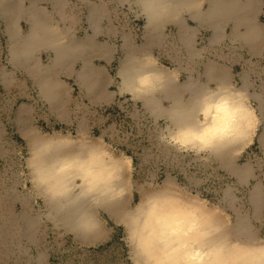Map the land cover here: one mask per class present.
Segmentation results:
<instances>
[{
  "label": "crops",
  "instance_id": "0c3cea01",
  "mask_svg": "<svg viewBox=\"0 0 264 264\" xmlns=\"http://www.w3.org/2000/svg\"><path fill=\"white\" fill-rule=\"evenodd\" d=\"M164 1L166 9L150 20L142 0H4L8 10H0V26L6 64L0 67V84L20 100L13 112L17 136L27 148L24 132L44 136L35 125L37 118L53 131L73 125L83 132L91 118L97 119L108 107L117 113L124 110L131 120L142 116L157 121L175 148L217 165L241 185H251L243 204L228 189L226 205L234 214L236 241L256 246L263 243L264 182L256 176L248 152L255 149L264 156V0H239L251 13L250 20L240 22L224 14L212 20L213 0ZM33 16L50 25L47 32L56 45L67 43L75 49L67 50L59 61L55 43L38 44L28 53L15 51L13 56L9 44L29 34ZM143 64H148L145 70L153 86L124 87L120 67ZM153 65L162 68L156 77ZM43 80L51 82L48 94ZM139 87L143 94H138ZM220 89L238 90L250 110L236 143L216 153L210 147L172 141L170 129L176 126L171 106L203 99L202 91L207 96ZM198 116L202 118L203 111Z\"/></svg>",
  "mask_w": 264,
  "mask_h": 264
},
{
  "label": "rangeland",
  "instance_id": "374dc122",
  "mask_svg": "<svg viewBox=\"0 0 264 264\" xmlns=\"http://www.w3.org/2000/svg\"><path fill=\"white\" fill-rule=\"evenodd\" d=\"M4 45L0 26V67L6 64ZM19 101L13 90L7 91L0 84V264H143L135 258L128 226L110 217L102 205L91 204L100 223V236L92 241L78 238L50 219L44 197L32 185L29 150L17 136L13 122ZM99 114L79 133L73 125L53 131L43 126L40 118L35 125L44 136L98 144L106 159H115L119 164L113 178L118 190L115 198L122 206L121 211L115 209L118 216L139 214L154 196H175L203 212L210 224L218 223L228 242L236 241L234 214L226 205V193L231 189L243 204L251 185H241L217 165L187 149L175 148L157 121L142 116L131 120L124 110L119 115ZM254 167L264 182V166ZM81 181L80 176L73 178L77 185ZM30 220H34L32 227ZM262 236L264 242V228Z\"/></svg>",
  "mask_w": 264,
  "mask_h": 264
},
{
  "label": "bare ground",
  "instance_id": "6f19581e",
  "mask_svg": "<svg viewBox=\"0 0 264 264\" xmlns=\"http://www.w3.org/2000/svg\"><path fill=\"white\" fill-rule=\"evenodd\" d=\"M3 1L0 0V10L4 13L8 8L3 5ZM166 6L167 3L164 0H142V7L151 15L150 20H152V15L155 17L154 14L166 9ZM22 10L19 9L18 12ZM223 14L234 17L238 22L250 20L251 18L249 7L239 0H213L210 8V18L216 21ZM32 19L34 21L29 34L18 43L11 40L9 49L13 56L15 51L22 50L28 53L38 44L52 45L55 43L54 36L47 32L50 25L45 21L35 19L34 16ZM54 47H56L58 54L57 61L67 50L75 49L74 45H68L67 43L64 45H56L55 43ZM146 65L148 64L135 67L121 66L119 73L123 76L122 85L124 87L140 86L139 81L142 78L150 77L149 71L145 70ZM161 71L162 68L154 65L151 69L154 74ZM132 74L136 78H132ZM82 75L85 81L89 82V77L85 73H82ZM154 76L156 77L157 74ZM41 85L46 93L50 92L51 82L49 80H43ZM143 92L142 88L139 87L138 94H143ZM202 92L203 94L200 96L203 99L190 98L186 102H178L171 106L172 121L176 127L174 130L170 129V133L173 137L180 130L189 128L201 130L213 126L214 117L204 115L205 98L213 95L231 94L240 101L243 111L234 122L230 133L212 139L211 143L206 146L199 142L193 144L204 148L210 147L216 153H222L231 143L238 140L242 125L245 124V121L247 122L250 110L247 104L238 96V90L226 93L223 89H220L215 90L211 95L208 93L207 96L206 91ZM199 111H203L202 118L198 116ZM24 135L28 141V165L32 185L37 193L44 197L45 207L50 219L70 230L78 238L86 242L92 241L100 236V223L91 204L93 201L102 205L110 217L116 221H122L128 226L131 232L135 258L144 262L145 255L140 247L138 235L141 225L133 222L144 209L139 214L134 215L125 213L118 216L115 212V209L118 210L122 207L117 205L118 201L115 198L118 190L113 184V178L117 176L115 170L119 166L115 159L112 157L106 159L102 153V148L91 142L79 143L53 136H30L29 132H24ZM65 165L71 166L65 167ZM109 173L112 174V179L108 178ZM75 176H80L82 180L81 183H78L80 185L73 182ZM119 210L121 211V209ZM202 213L200 210L198 211L202 225L201 231L207 232L208 235L200 239V243L195 247L200 249L202 253H211V255L205 257L209 264H264V242L256 246L241 245L238 241L228 242L220 225L218 223L210 224V219L204 218ZM29 226H34V220L29 221Z\"/></svg>",
  "mask_w": 264,
  "mask_h": 264
},
{
  "label": "clouds",
  "instance_id": "9594fccd",
  "mask_svg": "<svg viewBox=\"0 0 264 264\" xmlns=\"http://www.w3.org/2000/svg\"><path fill=\"white\" fill-rule=\"evenodd\" d=\"M139 83L142 88L153 86L150 77ZM242 111L240 101L232 95L206 97L204 115L214 117L213 126L180 130L171 139L181 145L199 142L206 146L212 139L229 134ZM108 178H113L111 173ZM198 211L175 196L158 195L147 200L144 210L133 221L141 225L138 235L145 255L143 264H209L205 257L211 253H202L195 247L208 235L201 231Z\"/></svg>",
  "mask_w": 264,
  "mask_h": 264
},
{
  "label": "built area",
  "instance_id": "2783aa9c",
  "mask_svg": "<svg viewBox=\"0 0 264 264\" xmlns=\"http://www.w3.org/2000/svg\"><path fill=\"white\" fill-rule=\"evenodd\" d=\"M262 16H263V22H264V12H263ZM131 20L134 23V25L138 28L137 22L134 21L135 19H131ZM262 61H264V55L262 57ZM119 112L117 113L116 110H114V108H110V110L109 109H104V113L106 115H108L110 113L111 114H114V115H119L120 114ZM248 159L251 160V161H253L254 162V165H256L257 168H259V169H261L264 166V156H262L261 154H259L258 151L255 150V149H250L249 150V152H248Z\"/></svg>",
  "mask_w": 264,
  "mask_h": 264
}]
</instances>
